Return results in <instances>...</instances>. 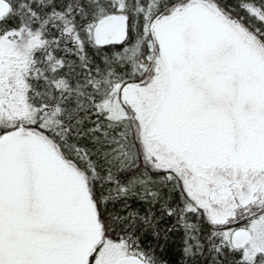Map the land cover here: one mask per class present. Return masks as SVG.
Returning a JSON list of instances; mask_svg holds the SVG:
<instances>
[{"label": "snow or ice", "instance_id": "1", "mask_svg": "<svg viewBox=\"0 0 264 264\" xmlns=\"http://www.w3.org/2000/svg\"><path fill=\"white\" fill-rule=\"evenodd\" d=\"M0 264H264V0H0Z\"/></svg>", "mask_w": 264, "mask_h": 264}]
</instances>
